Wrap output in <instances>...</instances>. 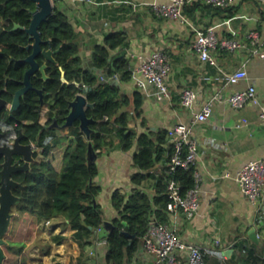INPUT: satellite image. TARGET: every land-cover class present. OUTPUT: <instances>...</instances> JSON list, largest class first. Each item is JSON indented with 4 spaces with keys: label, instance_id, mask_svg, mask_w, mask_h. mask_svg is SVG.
<instances>
[{
    "label": "crops",
    "instance_id": "crops-1",
    "mask_svg": "<svg viewBox=\"0 0 264 264\" xmlns=\"http://www.w3.org/2000/svg\"><path fill=\"white\" fill-rule=\"evenodd\" d=\"M164 1L167 0H96L91 3L58 0L54 6L68 15L74 27L81 66L95 72L99 79L104 76L101 81L115 84L120 93L130 99L136 92L141 95L139 116L134 117L131 108L127 109L128 125L138 134L166 130L177 122L190 124L202 103L217 95L211 116L193 126V137L197 140L193 167L199 186V209L191 218L182 212H169L168 223L178 228L183 239L205 249L207 264H264V199L251 203L236 181V174L244 163L264 157V122L258 116L259 104L247 103L233 108L226 100L234 91L253 84L259 103L264 104V57H254L248 62L246 79L226 84L223 76L239 66L245 53L216 48L211 51L215 59L212 64L201 60L193 48L197 30L212 29L219 38H244L248 30L255 29L264 38V0H237L228 8L187 0L183 6L186 23L156 17L150 3ZM111 33L124 37V44L110 51V58L126 57L129 80L95 68L92 61L94 46L104 44ZM155 50H164L170 61L171 69L166 78L170 98L165 101L154 97L153 87L137 84L141 75L135 71L138 61L132 54L149 55ZM122 52L124 54L120 55ZM185 88L197 95L189 109L180 104V93ZM71 147L70 150L75 143ZM137 149L136 144L129 150L116 146L97 156L99 172L94 182L101 186L97 200L102 206V220L112 221L116 216L110 202L114 190L128 193L137 186L153 193L154 177L146 176L138 185L132 181L133 174L139 171L133 164ZM162 165L159 162L150 173L157 175ZM13 213L5 236L2 264H108L104 241L95 244L94 240L82 249L66 220L56 217L44 224L27 212L13 210ZM251 229L257 233L256 241L249 236ZM58 235L60 241L53 238ZM11 242L23 244L19 254L6 249ZM152 261L153 255L144 251L142 237L124 264H152Z\"/></svg>",
    "mask_w": 264,
    "mask_h": 264
},
{
    "label": "trees",
    "instance_id": "trees-1",
    "mask_svg": "<svg viewBox=\"0 0 264 264\" xmlns=\"http://www.w3.org/2000/svg\"><path fill=\"white\" fill-rule=\"evenodd\" d=\"M34 7L32 0H0V90L1 97L8 102L12 101L14 92L22 86L24 73L29 66L25 58L31 53L26 45L32 42L23 29L12 30V27L15 23L27 27L31 18L30 10ZM39 33L42 40H50L49 44L42 43V47L56 50V63H47V79H43L39 71L31 77L33 88L20 97L17 110L11 115L8 108L0 110V131L17 135L21 130L23 142L32 141L44 157L39 162H33L28 171L12 174V178L22 184V187L12 188L13 194L19 197L13 210L32 214L36 220L60 217L70 224L74 230L73 237L82 249L93 244L95 228L100 226L103 219L102 206L97 200L101 186L94 182L99 168L97 162H86L88 140L79 128L78 120L67 127L72 137L70 142L75 143V147L66 149L61 169L57 171L51 161L46 159L61 140L56 132L58 129L51 127V123L56 121L61 126L69 111V101L82 87L88 86L91 89L85 92L86 98L94 103V107L88 108L86 112L94 119L89 124L90 139L98 151L97 155L111 151L116 146L129 150L136 144L138 149L133 154V164L139 171L133 174V183L138 185L146 176L155 178L153 193L136 186L128 193L116 189L111 194L110 202L116 216L112 218L115 227L105 238V261L108 264H124L154 220H169L171 198L166 187L167 177L174 179L180 193L185 194L195 184V169L193 166H176L168 173L174 144L166 140L167 129L138 134L129 127V107L134 117L139 116L141 95L136 92L130 99L120 93L118 86L101 81L95 72L81 66L79 46L74 41L75 30L63 10L54 6L52 14L41 24ZM122 44L124 37L121 34H108L104 44L94 46L92 61L95 68L105 70L108 74L117 73L121 80H129L126 57H119L112 62L109 60L110 51ZM36 60L42 64L43 56L39 54ZM81 81L83 85L79 84ZM37 89L43 91L42 101ZM43 108L46 117L44 124L40 122ZM2 161L0 156V170ZM159 162L163 164L159 173H150ZM122 222L127 223L130 234H136L132 240L121 232ZM53 238L60 241L61 236ZM22 248L23 244L17 242L6 246L8 251L15 254H19Z\"/></svg>",
    "mask_w": 264,
    "mask_h": 264
},
{
    "label": "built area",
    "instance_id": "built-area-1",
    "mask_svg": "<svg viewBox=\"0 0 264 264\" xmlns=\"http://www.w3.org/2000/svg\"><path fill=\"white\" fill-rule=\"evenodd\" d=\"M96 0H85L91 3ZM202 3L219 8H228L237 0H200ZM187 0H167L164 2L150 3V10L158 18L172 19L179 23H186L187 18L183 12V6ZM244 38L222 37L219 38L215 31L209 29L205 32L196 31L193 48L203 61L214 63L215 59L211 51L222 48L230 52H244V57L239 66L223 76L226 84H236L248 77L247 64L254 57H264V38L255 30L250 29ZM138 65L135 69L141 75L137 81L138 86H151L154 89V97L158 101L170 98L169 88L166 82L171 69L170 61L164 50H155L149 55L132 54ZM104 80V76H100ZM197 95L190 88H185L180 93V104L184 108H192ZM217 95L206 99L199 111L193 114L189 123L177 122L167 128V138L174 144V150L169 162L168 173L176 166L189 168L195 165L197 158V140L193 137L195 123L206 121L212 114L213 105ZM233 108H240L247 103L259 104L258 116L264 122V104H260L256 97V89L249 84L244 89L231 93L226 99ZM43 122V121H41ZM228 175V174H227ZM226 175V176H227ZM166 187L171 198L169 212H182L187 218L193 217L199 209V186L195 178L194 186L181 194L178 183L171 177H167ZM236 181L243 196L253 204L264 199V157L252 159L244 163L236 174ZM50 219L43 220L49 224ZM100 226L95 228V244L105 239H99ZM144 251L153 255L152 264H207L205 249L194 242L183 239L174 224L154 220L143 235ZM184 254V258L182 257Z\"/></svg>",
    "mask_w": 264,
    "mask_h": 264
},
{
    "label": "water",
    "instance_id": "water-1",
    "mask_svg": "<svg viewBox=\"0 0 264 264\" xmlns=\"http://www.w3.org/2000/svg\"><path fill=\"white\" fill-rule=\"evenodd\" d=\"M35 3L34 9L30 10L31 18L29 25L24 27L18 23H15L12 27V30L23 29L32 40L29 44L26 45L27 49H32V52L28 57L25 58V61L28 63L29 67L25 71L24 79L22 81L23 86L15 91L13 94V99L9 103L7 100L1 97L2 90H0V110L8 107L10 115L19 107L20 97L30 88H32L31 77L35 74L36 71L42 73L44 79L48 78L46 75L45 69L48 66V62L56 63L54 58V53L56 50L51 48H43L42 43H50V40H42L39 28L41 24L47 20L48 16L52 14L54 9V2L58 0H32ZM41 54L43 56V63L40 65L36 56ZM124 53H120L123 55ZM119 56V55H117ZM115 59V57H113ZM112 58L109 60L112 61ZM63 74V72H62ZM79 84L83 85L81 81ZM88 86L81 88V91L78 92L73 99L69 101L68 104V114L66 115L65 122L61 125V128H67L73 124L75 120L79 121V128L84 133L86 139L88 140V147L86 151V162L87 164H92L96 162L97 159V150H95L91 139V128L89 124L94 121V119L87 115V109L93 108L94 103L90 102L86 98L85 92L90 90ZM40 97H42V90H38ZM58 125L56 121H53L51 126ZM6 133L0 132V156L3 157L2 168L0 170V264H2L4 259L3 246L6 244L5 236L9 230L11 219L13 217V206L18 202L19 197L12 192L14 187H22L20 182L15 181L12 178V174L18 171H28L30 169V164L34 161L33 157V145L31 143L22 144L20 142L21 138L24 136L20 131L19 135L15 138V141L12 146L6 144H1V138L4 137ZM14 155H20L23 158V163L18 165L13 163ZM92 178L90 179V181ZM96 203V199H94ZM121 232L126 235L128 238L132 239L136 234H130L128 231V225L125 222H122ZM115 224L111 220L104 219L100 224V231L98 233L99 239H105L108 234L113 230ZM249 236L253 240H257V233L254 229L249 230Z\"/></svg>",
    "mask_w": 264,
    "mask_h": 264
},
{
    "label": "rangeland",
    "instance_id": "rangeland-1",
    "mask_svg": "<svg viewBox=\"0 0 264 264\" xmlns=\"http://www.w3.org/2000/svg\"><path fill=\"white\" fill-rule=\"evenodd\" d=\"M44 110H45V108H43V110L41 112L40 121H43L41 123H44L46 121V117L43 115ZM56 132L58 135L61 136V140H60L59 144L56 146V148L52 150L51 154L46 157V159L50 160L52 166L58 171L61 169V166H62V161L59 162V160L63 157V154L65 153L67 148H72L71 142H70V140H72V137L70 136L67 128L58 129V130H56ZM39 152H40V150H39ZM39 154L40 155H38L35 158V162H39L40 160H42L44 158L41 153H39ZM101 154H102V152H101ZM28 232H29V229L27 228V233Z\"/></svg>",
    "mask_w": 264,
    "mask_h": 264
},
{
    "label": "flooded vegetation",
    "instance_id": "flooded-vegetation-1",
    "mask_svg": "<svg viewBox=\"0 0 264 264\" xmlns=\"http://www.w3.org/2000/svg\"><path fill=\"white\" fill-rule=\"evenodd\" d=\"M44 48V47H43ZM48 48H50V47H48ZM31 52H32V49H31ZM30 55V54H29ZM28 55V56H29ZM39 55V54H38ZM37 55V56H38ZM27 56V57H28ZM36 56V57H37ZM41 65V64H40ZM29 67V66H28ZM28 69V68H27ZM39 71V70H38ZM45 71H46V69H45ZM37 72V71H36ZM36 72H35V74H36ZM40 72V71H39ZM41 73V72H40ZM25 74V73H24ZM34 74V75H35ZM34 75H32V76H34ZM46 75H47V73H46ZM48 76V75H47ZM41 77H42V73H41ZM43 78V77H42ZM24 79V78H23ZM44 79V78H43ZM47 79V78H46ZM23 81V80H22ZM32 84V83H31ZM22 86H23V84H22ZM21 86V87H22ZM20 87V88H21ZM32 88H33V86H32ZM31 89V88H30ZM29 90V89H28ZM38 90H42V89H37V92H38ZM15 93V92H14ZM39 94V98H40V100L42 101L43 100V91H42V97H40V93H38ZM10 103V102H9ZM6 108H8V107H6ZM17 110V109H16ZM41 122V121H40ZM44 124V123H43ZM52 124V123H51ZM51 126V125H50ZM51 127H56L57 129H65V128H61V126L60 125H53V126H51ZM20 131L21 130H19V133H20ZM0 132H4V133H6V135L4 136V137H2L1 138V144H6V145H8V146H12L13 145V143H14V141H15V138L19 135V133L17 134V135H14V134H10V135H8V132L7 131H0ZM22 132V131H21ZM23 138H24V136L21 138V140H20V142L22 143V144H27V143H31L32 145H33V150H34V152H33V157H34V161L33 162H35V158L38 156V155H40L39 153V148H37L36 147V145L32 142V141H30V142H23ZM38 153H37V152ZM37 153V154H36ZM35 154H36V156H35ZM3 158V157H2ZM3 162V161H2ZM24 161H23V158H22V156H20V155H14V158H13V163H16V164H18V165H21L22 163H23ZM32 162V163H33ZM31 163V164H32ZM31 164H30V166H31ZM15 173V172H14Z\"/></svg>",
    "mask_w": 264,
    "mask_h": 264
}]
</instances>
